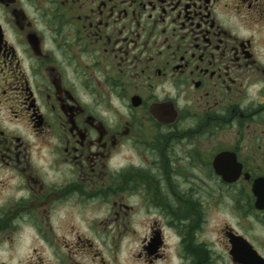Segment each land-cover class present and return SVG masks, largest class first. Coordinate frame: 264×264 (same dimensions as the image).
Wrapping results in <instances>:
<instances>
[{
    "label": "flooded vegetation",
    "instance_id": "obj_1",
    "mask_svg": "<svg viewBox=\"0 0 264 264\" xmlns=\"http://www.w3.org/2000/svg\"><path fill=\"white\" fill-rule=\"evenodd\" d=\"M0 264H264V0H0Z\"/></svg>",
    "mask_w": 264,
    "mask_h": 264
},
{
    "label": "water",
    "instance_id": "obj_2",
    "mask_svg": "<svg viewBox=\"0 0 264 264\" xmlns=\"http://www.w3.org/2000/svg\"><path fill=\"white\" fill-rule=\"evenodd\" d=\"M218 173H221V172L218 170Z\"/></svg>",
    "mask_w": 264,
    "mask_h": 264
},
{
    "label": "rangeland",
    "instance_id": "obj_3",
    "mask_svg": "<svg viewBox=\"0 0 264 264\" xmlns=\"http://www.w3.org/2000/svg\"><path fill=\"white\" fill-rule=\"evenodd\" d=\"M26 253V252H25Z\"/></svg>",
    "mask_w": 264,
    "mask_h": 264
}]
</instances>
